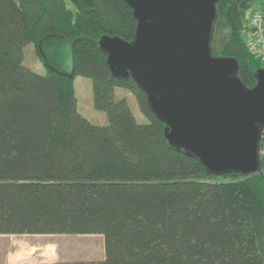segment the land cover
Segmentation results:
<instances>
[{"label": "trees", "instance_id": "1", "mask_svg": "<svg viewBox=\"0 0 264 264\" xmlns=\"http://www.w3.org/2000/svg\"><path fill=\"white\" fill-rule=\"evenodd\" d=\"M216 12L212 55L237 60L253 88L263 67L242 34L253 13L264 23V0H218ZM135 29L123 0H0V236L103 238V260L53 264H264V158L260 174L213 177L170 147L145 93L110 74L98 45ZM50 34L73 43L74 78L91 81L104 126L79 114L74 78L24 67V49Z\"/></svg>", "mask_w": 264, "mask_h": 264}, {"label": "water", "instance_id": "2", "mask_svg": "<svg viewBox=\"0 0 264 264\" xmlns=\"http://www.w3.org/2000/svg\"><path fill=\"white\" fill-rule=\"evenodd\" d=\"M123 1L136 29L131 42L99 40L110 74L140 87L168 145L197 159L208 175L260 174L264 70L248 88L237 60L212 55L218 0ZM37 52L49 72L74 78L73 43L64 36H45Z\"/></svg>", "mask_w": 264, "mask_h": 264}, {"label": "rangeland", "instance_id": "3", "mask_svg": "<svg viewBox=\"0 0 264 264\" xmlns=\"http://www.w3.org/2000/svg\"><path fill=\"white\" fill-rule=\"evenodd\" d=\"M250 18L247 19L248 28L251 27ZM242 35L247 47V36ZM256 59L259 60L258 57ZM23 65L35 74L44 75L46 73V68L33 45L24 49ZM73 88L79 114L94 125L104 126L106 124L105 115L95 111L92 107L91 81L87 78L75 77ZM122 98L127 101L136 122L146 124L147 120L140 114L135 99L124 89H116L115 99ZM261 157L264 158L262 154H260ZM262 173L264 174V170ZM218 181L229 182L231 180L219 179ZM103 258L104 243L99 235L0 236V264L98 262Z\"/></svg>", "mask_w": 264, "mask_h": 264}, {"label": "built area", "instance_id": "4", "mask_svg": "<svg viewBox=\"0 0 264 264\" xmlns=\"http://www.w3.org/2000/svg\"><path fill=\"white\" fill-rule=\"evenodd\" d=\"M250 23L251 27L245 32L248 39L247 48L251 55L259 58L264 70V26L261 14L257 12L253 13L250 18ZM260 145L262 147L260 154L264 156V132L261 137Z\"/></svg>", "mask_w": 264, "mask_h": 264}]
</instances>
